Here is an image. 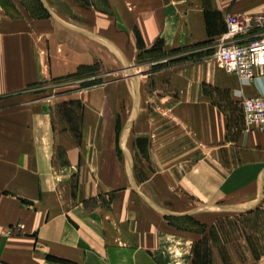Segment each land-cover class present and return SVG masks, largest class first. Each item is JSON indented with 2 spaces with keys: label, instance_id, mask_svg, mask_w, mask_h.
I'll list each match as a JSON object with an SVG mask.
<instances>
[{
  "label": "crops",
  "instance_id": "obj_1",
  "mask_svg": "<svg viewBox=\"0 0 264 264\" xmlns=\"http://www.w3.org/2000/svg\"><path fill=\"white\" fill-rule=\"evenodd\" d=\"M112 3L117 20L105 33L58 8L47 5L38 17L0 0V228L12 232L0 243V264H177V255L194 251L195 236L167 219L173 214L160 188L150 181L137 186L132 167L128 172L120 160L116 85L34 96L42 84L99 67L106 56L135 59V30L143 53L162 49L188 58L153 73L168 74L166 88L154 89L158 109L170 111L177 124L182 110L193 112L202 126L200 150L221 163L202 170L220 174L223 195L232 193L235 175L230 205L237 211L264 209V132L246 129L243 119L237 127L230 112L264 93V76L250 81L228 74L214 58L228 15L260 14L264 0ZM133 108L120 143L126 154Z\"/></svg>",
  "mask_w": 264,
  "mask_h": 264
},
{
  "label": "rangeland",
  "instance_id": "obj_2",
  "mask_svg": "<svg viewBox=\"0 0 264 264\" xmlns=\"http://www.w3.org/2000/svg\"><path fill=\"white\" fill-rule=\"evenodd\" d=\"M4 1L10 9L12 5H19L38 17L47 13V5L58 8L66 17L87 27L98 23L105 33L117 20L112 3L114 0H46V3L42 0H17L16 5L9 4L13 0ZM135 31L138 42L133 51L135 59L121 63L106 56V61L102 60L99 67L91 66L79 75L42 84L34 92L35 99L116 85V95L121 103L116 129L121 162L128 172L132 167L133 179L140 188L147 181L158 186L159 198L173 214L167 216L170 224L188 232L186 234L191 237L195 236L194 251L177 255V264L186 263L187 257L188 264H264V209L254 215L253 212L237 211L235 206L230 205L235 200L236 180H232L235 175L230 178L232 193L223 195L220 174L202 170L205 167L207 171L208 167L217 169L221 163L218 156L205 157L200 150L202 126L200 120L192 116L193 112L182 110L185 116L182 115L181 124H177L170 111L158 109L161 102L154 89L166 88L168 78L165 77L168 74L153 73L171 68L188 58L172 56L162 49L152 55L143 53L138 31ZM151 56L164 61H151L148 59ZM216 63L225 71L217 60ZM126 79L131 80L127 82ZM143 103L148 107H143ZM132 105L135 125L132 131L131 127L129 130L126 154L120 143L124 131L130 126L129 120H132L129 117ZM230 112L237 127L240 119L244 122L242 110L231 107ZM160 122L164 124L160 126ZM230 164H235V159L230 158ZM190 185H195L196 189H191Z\"/></svg>",
  "mask_w": 264,
  "mask_h": 264
},
{
  "label": "built area",
  "instance_id": "obj_3",
  "mask_svg": "<svg viewBox=\"0 0 264 264\" xmlns=\"http://www.w3.org/2000/svg\"><path fill=\"white\" fill-rule=\"evenodd\" d=\"M214 58L228 74L254 80L264 76V10L260 14L227 17V30L215 47ZM245 126L264 132V93L242 102ZM0 228V243L11 234Z\"/></svg>",
  "mask_w": 264,
  "mask_h": 264
},
{
  "label": "trees",
  "instance_id": "obj_4",
  "mask_svg": "<svg viewBox=\"0 0 264 264\" xmlns=\"http://www.w3.org/2000/svg\"><path fill=\"white\" fill-rule=\"evenodd\" d=\"M86 68H80V70H79V72L77 73V74H75V75H79L81 72H83L84 70H85ZM74 76V75H73Z\"/></svg>",
  "mask_w": 264,
  "mask_h": 264
},
{
  "label": "bare ground",
  "instance_id": "obj_5",
  "mask_svg": "<svg viewBox=\"0 0 264 264\" xmlns=\"http://www.w3.org/2000/svg\"><path fill=\"white\" fill-rule=\"evenodd\" d=\"M128 130V129H127ZM129 133V132H128ZM127 137V136H126ZM127 141V140H126ZM245 209V208H244Z\"/></svg>",
  "mask_w": 264,
  "mask_h": 264
}]
</instances>
